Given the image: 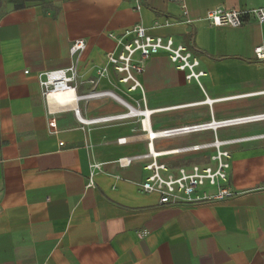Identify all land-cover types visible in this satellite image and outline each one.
Segmentation results:
<instances>
[{
	"label": "crops",
	"instance_id": "0c3cea01",
	"mask_svg": "<svg viewBox=\"0 0 264 264\" xmlns=\"http://www.w3.org/2000/svg\"><path fill=\"white\" fill-rule=\"evenodd\" d=\"M184 3L187 16L172 0H0V264H264V119L155 139L158 161L173 170L212 163V149H176L215 137L237 140L225 146L237 195L215 204L160 205L158 195L136 184L148 177V160L117 163L148 152L133 119L140 115L88 131L57 102L50 115L42 95L38 75L71 66L74 40L87 45L77 62L78 91L86 93L118 47L116 38L129 40L125 31L141 24L198 54L207 72L202 86L159 53L140 77L143 91H128L110 66L96 88L115 96L79 102L84 117L128 112L122 101L151 111L154 130L264 114V62L254 53L264 43V23L253 14L238 28L206 19L219 6L249 11L264 0ZM52 117L58 134L49 133ZM122 137L127 142L120 144ZM94 162L102 169L87 188Z\"/></svg>",
	"mask_w": 264,
	"mask_h": 264
},
{
	"label": "built area",
	"instance_id": "2783aa9c",
	"mask_svg": "<svg viewBox=\"0 0 264 264\" xmlns=\"http://www.w3.org/2000/svg\"><path fill=\"white\" fill-rule=\"evenodd\" d=\"M172 1H178L183 15H188L184 0ZM139 8L140 6H137V9ZM247 14L255 15L260 23H264V7L246 11L219 6L208 11L206 19L213 26L238 28L244 25ZM187 22H191V20L187 19ZM125 35H130L131 38L123 42L120 38H116L118 47L106 54V65L98 68L97 76L87 81L94 88L86 93H79L78 91V86L81 82L77 66L80 54L87 46L84 39H76L71 44L70 55L73 58L71 66L64 69L46 71L38 75L42 95L48 105L50 115L53 116L55 113L50 106V103L54 101L66 106V108H71L82 124V128L127 119L124 114L86 118L82 114L79 102L96 99L106 94L115 96L111 91L98 90L96 88L99 77L109 75L110 66L119 75L118 81L128 86V91L136 89L143 91L140 77L146 69L147 61L159 53L167 54L176 67L185 73L188 82L194 81L202 86L201 79L207 75V72L200 68L201 60L198 54L186 44L177 43L172 36L153 35L147 27L141 24L127 29ZM110 36L115 38L112 34ZM254 53L258 61L264 62V43L256 46ZM59 92H69L72 97L59 101L54 97V94ZM135 108L138 107L135 106ZM138 109L140 110L139 113H141V130L149 140L148 152L120 157L117 163L120 167H128L134 162L148 160L144 166L149 171L148 177L144 181L136 183L141 192L158 195L160 205L215 204L227 201L237 195L230 184L229 178L232 154L229 149L225 148L226 145L237 141L236 139L221 140L215 137L211 142L176 149L175 151L177 152L213 150L212 163L182 166L177 170H173L167 164L158 161L161 153L154 151L153 142L157 138L206 130L216 132L221 127L262 120L264 119V114L224 120L212 119L209 122L199 124L154 130L150 120L151 111H149L150 114L148 115L147 109ZM48 129L51 134L59 133L54 117L48 120ZM117 141L123 144L127 142V138L122 137ZM60 145L63 146L64 142H60ZM101 169L102 163L94 162L91 164V174L86 185L87 188L94 186V175Z\"/></svg>",
	"mask_w": 264,
	"mask_h": 264
},
{
	"label": "bare ground",
	"instance_id": "6f19581e",
	"mask_svg": "<svg viewBox=\"0 0 264 264\" xmlns=\"http://www.w3.org/2000/svg\"><path fill=\"white\" fill-rule=\"evenodd\" d=\"M54 97L57 98V99H67L69 97H72V94L69 93V92H65V93L59 92V93H55ZM122 103L129 109L128 112L122 113V114H124V117L128 118V117H130L131 115H134V114L140 115V117H141V113H139L140 110L138 108H135V106L129 105L125 101H122ZM147 113L149 115V111H147Z\"/></svg>",
	"mask_w": 264,
	"mask_h": 264
},
{
	"label": "rangeland",
	"instance_id": "374dc122",
	"mask_svg": "<svg viewBox=\"0 0 264 264\" xmlns=\"http://www.w3.org/2000/svg\"><path fill=\"white\" fill-rule=\"evenodd\" d=\"M135 106H136V105H135ZM136 107H138V106H136ZM138 108H140V107H138ZM126 112H127V111H126ZM133 119L136 120L137 125H138V128L141 130L140 118H139V117H134ZM114 122H115V124L118 123L117 121H114ZM114 122H108V123H104V124H110V123L114 124ZM95 126H96V125L88 126V127H87V130L90 131V130H91L93 127H95Z\"/></svg>",
	"mask_w": 264,
	"mask_h": 264
}]
</instances>
